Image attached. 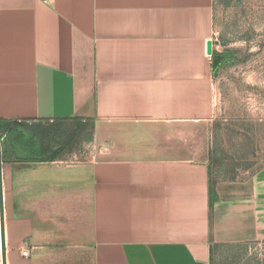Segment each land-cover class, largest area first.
I'll return each mask as SVG.
<instances>
[{
	"label": "crops",
	"instance_id": "1",
	"mask_svg": "<svg viewBox=\"0 0 264 264\" xmlns=\"http://www.w3.org/2000/svg\"><path fill=\"white\" fill-rule=\"evenodd\" d=\"M215 8L0 0L6 264H212L264 241V168L217 179L188 131L214 112ZM39 121L93 122L99 147L32 155L12 131Z\"/></svg>",
	"mask_w": 264,
	"mask_h": 264
},
{
	"label": "rangeland",
	"instance_id": "2",
	"mask_svg": "<svg viewBox=\"0 0 264 264\" xmlns=\"http://www.w3.org/2000/svg\"><path fill=\"white\" fill-rule=\"evenodd\" d=\"M215 11L214 54L221 60L214 112L188 131L206 134L213 176L233 179L264 168V0H216ZM97 131L93 122L39 121L17 125L12 137L32 155L46 156L67 147L96 150ZM212 264H264V241L220 246Z\"/></svg>",
	"mask_w": 264,
	"mask_h": 264
},
{
	"label": "water",
	"instance_id": "3",
	"mask_svg": "<svg viewBox=\"0 0 264 264\" xmlns=\"http://www.w3.org/2000/svg\"><path fill=\"white\" fill-rule=\"evenodd\" d=\"M207 52L209 54H213V48H212V41L210 40L208 42L207 46ZM213 67L214 70L217 69L220 60L221 55L220 54H214L213 55ZM0 212H1V229H2V249H3V264H6V252H5V233H4V203H3V179H2V144H1V138H0Z\"/></svg>",
	"mask_w": 264,
	"mask_h": 264
},
{
	"label": "built area",
	"instance_id": "4",
	"mask_svg": "<svg viewBox=\"0 0 264 264\" xmlns=\"http://www.w3.org/2000/svg\"><path fill=\"white\" fill-rule=\"evenodd\" d=\"M209 58L211 59L212 58V54H208Z\"/></svg>",
	"mask_w": 264,
	"mask_h": 264
},
{
	"label": "trees",
	"instance_id": "5",
	"mask_svg": "<svg viewBox=\"0 0 264 264\" xmlns=\"http://www.w3.org/2000/svg\"><path fill=\"white\" fill-rule=\"evenodd\" d=\"M57 125V124H56Z\"/></svg>",
	"mask_w": 264,
	"mask_h": 264
}]
</instances>
